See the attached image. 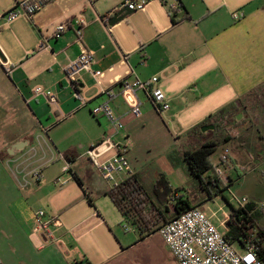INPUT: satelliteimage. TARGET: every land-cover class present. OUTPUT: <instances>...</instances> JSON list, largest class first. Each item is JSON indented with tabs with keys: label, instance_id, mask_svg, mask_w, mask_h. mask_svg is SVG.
Segmentation results:
<instances>
[{
	"label": "crops",
	"instance_id": "obj_1",
	"mask_svg": "<svg viewBox=\"0 0 264 264\" xmlns=\"http://www.w3.org/2000/svg\"><path fill=\"white\" fill-rule=\"evenodd\" d=\"M176 3L180 9L171 14L169 8ZM122 4L123 0H53L30 21L16 19L0 35L1 264H104L115 260L119 251L130 248L119 243V249L108 242L111 225L98 210L90 191L95 183L92 178L83 180L78 171L91 169L100 180L95 187L106 197L107 184L84 155L102 137L112 134L111 125L104 117L97 124L91 117V113L100 116L94 114L96 106L105 102L104 97H94L97 89H119L121 81L133 80L134 76L140 80L157 77L170 107L166 113L157 114L151 107H143V99L138 97L143 107L142 117L136 121L125 120L123 131L116 135V141L128 145L126 157L132 173L142 183L143 165L135 148L146 133L145 123L154 125V116L162 118L171 113L170 117H176L182 113L189 124L176 140L182 166L186 168L184 178H194L182 153L212 139L218 129L200 131L203 136H188L187 132L216 114L210 111L226 106L228 109L220 121L226 122V141L222 145L228 151V160L217 185L231 194L233 189H242L241 198L252 204L249 205L251 214L259 216L253 223L264 234V220L256 210L257 204L264 200V0H150L138 16L129 14L119 23L108 24ZM234 9L237 11L233 12ZM239 13L242 18L234 20L233 15ZM67 17L83 19L80 37L72 27L61 38H52L56 24ZM21 32L28 39L25 44L17 39ZM5 37L11 38L10 43ZM43 38L47 40L43 42ZM81 48L92 55L95 73L94 77L81 74L80 92L87 99L84 105L74 97L64 73ZM3 61L12 65L10 75L4 73ZM32 84L36 87L30 91ZM38 85L54 94L55 111L51 112L43 95L34 93L40 88ZM116 94L110 104L122 121L127 112L122 111L119 91ZM143 98L146 99L144 95ZM201 101L204 106L195 105ZM83 107L86 108L81 110ZM52 114L55 118L73 116L85 127V138L59 150V142L48 134L49 128L43 132L37 130L43 129L41 123L46 126L54 121ZM193 118L199 122L193 124ZM68 150L75 153L71 162L61 157ZM59 155L69 165L68 174L72 179L81 182L78 185L83 193L81 197L70 194L56 198L58 173L54 168L57 164L52 163ZM34 169L41 174L38 182L29 175ZM209 175L212 173L206 176ZM23 176L31 183L27 190L18 187ZM157 178L151 189H146L149 193ZM169 184L172 189H178ZM182 189L184 195L183 184ZM213 197L208 196V200ZM229 206V211L220 208L219 218L197 205L190 208L205 212L226 233L230 226L225 217H230L232 208H238ZM38 210L53 219L50 229L57 240L45 247L34 232L33 215ZM234 243L240 249L238 252H243L240 244Z\"/></svg>",
	"mask_w": 264,
	"mask_h": 264
},
{
	"label": "built area",
	"instance_id": "obj_2",
	"mask_svg": "<svg viewBox=\"0 0 264 264\" xmlns=\"http://www.w3.org/2000/svg\"><path fill=\"white\" fill-rule=\"evenodd\" d=\"M149 1L123 0L122 7H126L130 12H137L143 10ZM51 2L53 0H14L12 9L0 12V21L11 23L20 17H24L30 21L35 14ZM179 9L180 5L178 3L169 8L171 14ZM240 18H242V14L240 13L233 15L234 20H239ZM84 24L83 19L79 17L69 18L64 23L55 26L52 38H61L64 32L72 27L75 28L76 35L79 38ZM42 40L45 42L47 38H43ZM93 63L92 55L84 48H81L76 60L64 69L72 93L74 97L80 99L82 105L87 102V99L80 92V77L82 73H87L91 77L95 76L92 69ZM1 64L4 73L10 75L12 65L6 61L1 62ZM137 92L143 93L157 114H163L169 110V101L159 88L157 77L140 80L134 76L133 80L125 79L119 83V94L128 93L135 100V105L126 113L127 115H132L135 118H139L141 115V102L137 96ZM34 93L43 95L50 105H56L57 103L53 95H50L49 92H43L40 88L35 89ZM99 97H104L105 102L98 105L94 114L100 115L108 121L112 128V134L102 137L98 143L89 147L84 155L107 184L108 188L113 189L133 173L126 157L128 145L115 140L116 135L124 129L121 118L115 115L110 106V102L117 97V94L113 88L97 89L94 99ZM227 154L228 151L224 149L219 157L221 165L214 170L217 177L223 174L224 170L221 167L224 168L227 164ZM61 171L62 175L69 173V165L64 163ZM29 175H31L35 182H38L41 177L38 169L32 170ZM66 182L61 177H57L55 180V184L63 185ZM30 185V180L26 179V176H23L18 181V187L22 190H27ZM232 199L238 208H243L248 204L245 198L238 199L232 195ZM256 210L264 220V200L257 204ZM227 220H229V216L225 217V221ZM52 221L53 219L46 217L43 210H38L33 215L34 232L40 237L42 247L57 242L50 229ZM125 224V230L128 227L133 229L128 222H125ZM156 233L160 236L177 264H264L257 257L255 244H246L245 249L241 253L236 251L231 243L225 239L224 234L219 230L218 226L214 225L211 221L210 216L198 208L186 210L180 216L161 225ZM253 237H255V233L251 235V238Z\"/></svg>",
	"mask_w": 264,
	"mask_h": 264
},
{
	"label": "rangeland",
	"instance_id": "obj_3",
	"mask_svg": "<svg viewBox=\"0 0 264 264\" xmlns=\"http://www.w3.org/2000/svg\"><path fill=\"white\" fill-rule=\"evenodd\" d=\"M0 1V3L3 4L0 5V12L8 11L14 6V0ZM234 11L237 10L234 9L233 12ZM139 14L140 11L131 13L130 16H138ZM67 18L69 19V17ZM67 18L62 20L61 23H64L65 20H68ZM17 20L27 21V19L24 17L17 18ZM9 24L11 23H5V21H0V35H3L2 32L6 31L9 28ZM58 24L60 23H57L56 25ZM28 27L31 31H33L30 25H28ZM48 35L50 34L48 33ZM10 39V37H5V40H7L9 43ZM13 39L15 40V37ZM17 39L24 44L28 42V39L23 32L20 33V36H18ZM1 45L2 41L0 40V46ZM38 86L41 88L42 91L44 90L42 86ZM35 87L36 84H32L31 87H29L30 91H33ZM118 91L119 89H115V92ZM51 94L54 95L52 92L50 93V95ZM163 94L165 95L164 92ZM137 95L138 97L143 99V107L146 105L151 107L149 101L144 99L141 93H138ZM165 96L167 98V95ZM119 98L122 100L120 101L123 104L122 111L125 113L128 112L135 105V100L128 93L121 95ZM47 105L49 106L51 112L53 110L55 111L57 108V103L56 105H50L47 103ZM195 105H199V107L204 106L203 101L198 102ZM110 106L112 107V103L110 104ZM143 107H141L140 109L141 115L139 118H135L132 115L128 114L122 118V123H124L125 120H139L143 114ZM85 108L86 107H83L81 108V110ZM224 108L227 107L219 106L216 107L213 111H210L209 113L215 114ZM191 109L192 108H190L188 111H191ZM172 110L174 111V109ZM26 111H28V107H26ZM168 115L169 116L165 117L161 116L162 118L154 116V125L152 123H145L146 133L137 142L135 150L138 152L140 163L143 165L140 172L142 183L145 185L147 190H150L151 184L155 180V178L158 177V174H163L169 180L172 186L178 188L179 186H181L180 188H182L183 184V188L185 189L184 197L188 200L189 205H197V207L201 210L208 212L209 214H212L214 212L217 218L221 217L222 213L220 208L229 211V205H231L232 207H236L237 205L233 201L232 195H235L238 199H240L244 195V192L242 191V189L236 188L233 189L234 191H232V193L234 194H231V191L224 189L221 190V195L217 194L215 197L212 198L211 201H209L207 193L200 187L197 180L190 176L184 178V175H187L185 172L186 168L184 169L182 166V158L179 153L180 149L177 145L178 141L176 140V137L182 136V133L187 130L185 126H187L189 122H187V117L184 116L182 113L176 117H170L171 113H169ZM91 117L94 119V122L96 124L97 122H101L104 120L102 116L96 117L92 113ZM51 119L52 121L54 120L51 124L48 123L45 126L44 123H41L40 127H42L43 129L38 127L37 130H41L43 132L45 130L47 131L49 128L48 134H52L51 136L53 140L59 142V150L62 148V146H65L66 144H73L75 141H81L85 138V132H87L85 127L83 125H79L73 116L62 115L60 117L55 118L52 114ZM197 120L198 119L193 118L191 122L194 124L199 122ZM56 122H58V124H55ZM53 124L55 125L53 126ZM137 124L142 123L137 122ZM217 126L218 133H216V135H221L224 137L226 135V122H219ZM152 131H155V133ZM224 147L225 145L219 146L214 152V154L211 156L210 160L215 168L221 165L219 161V156L223 152ZM52 164H57L54 170L55 172L57 171L58 177H61L66 181L68 180L67 184L65 183L63 185H57L56 188L58 191V195L56 196V198L69 196L70 194L73 196L81 197L83 193L78 187V184L72 179L71 175H69L68 173L62 175L61 166L64 164V161L60 158V155ZM221 168L222 170H224L223 167ZM78 173L83 180H85V178H92L93 182L95 183V186L99 185L100 180L94 175L91 169L82 168L78 171ZM95 186L93 185V187H90V191L92 192L94 199H96V206L101 213L106 215L107 221L111 225L112 233L109 234L110 238L108 239V242L114 243L119 249V243H121L123 246H130L128 250L119 251L120 253L115 258V260H109L104 264H177L172 255L165 247V244L163 243L162 239L158 234L148 236L145 239L139 241L137 233H135V231L131 227H128L127 230H125L124 227L126 226V224L122 220L120 214L114 208L110 200L107 197H103ZM233 246L237 251H240L236 243H234ZM108 251L111 252L109 247Z\"/></svg>",
	"mask_w": 264,
	"mask_h": 264
},
{
	"label": "trees",
	"instance_id": "obj_4",
	"mask_svg": "<svg viewBox=\"0 0 264 264\" xmlns=\"http://www.w3.org/2000/svg\"><path fill=\"white\" fill-rule=\"evenodd\" d=\"M226 111L227 108H224L215 115L209 116L200 125L190 129L187 135L203 136L200 133V127L206 124H214L216 130ZM225 141V137L215 135L212 139L202 142L197 148L184 150L182 153L183 160L191 175L209 197L216 196L221 192L217 185L221 180L215 175V167L210 159L216 149ZM61 157L71 162L75 157V153H73V150H68ZM208 173H212V175L206 176ZM74 179L81 186V182L77 178ZM182 192V188L172 189L166 177L160 174L152 187L151 193H149L139 178L132 174L117 187L108 189L104 194L123 220L133 227L139 241H141L154 234L161 225L190 209L189 202ZM249 205L252 204L248 203L246 205L248 207L231 209L227 221V225L230 227L228 232L223 234L226 240L230 243L238 242L243 249L248 243L255 244L257 257L264 262V234L262 229L253 223L254 218L259 216L258 214H251L252 208ZM254 233L255 237L251 238Z\"/></svg>",
	"mask_w": 264,
	"mask_h": 264
},
{
	"label": "water",
	"instance_id": "obj_5",
	"mask_svg": "<svg viewBox=\"0 0 264 264\" xmlns=\"http://www.w3.org/2000/svg\"><path fill=\"white\" fill-rule=\"evenodd\" d=\"M132 12H130V11H128L127 9H126V7H121V8H119V9H117L113 14H112V16L110 17V19L108 20V24H114V23H119V22H121V21H123V19L127 16V15H129V14H131ZM215 129V126L214 125H203V126H201L200 127V131L201 132H206V131H208V130H214ZM14 149H16V148H14Z\"/></svg>",
	"mask_w": 264,
	"mask_h": 264
}]
</instances>
